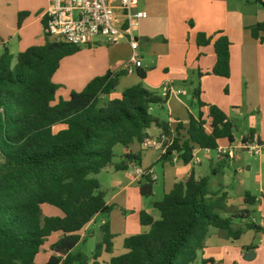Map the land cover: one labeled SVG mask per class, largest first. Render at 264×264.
Returning a JSON list of instances; mask_svg holds the SVG:
<instances>
[{
    "label": "trees",
    "instance_id": "1",
    "mask_svg": "<svg viewBox=\"0 0 264 264\" xmlns=\"http://www.w3.org/2000/svg\"><path fill=\"white\" fill-rule=\"evenodd\" d=\"M258 1L264 7V1ZM26 17L27 13H19L18 28ZM45 24L43 18V28ZM250 31L254 39L264 42V22ZM196 43L200 48L214 46L216 62L207 74L229 78L232 44L228 37L200 32ZM80 50L43 33V43L18 53L15 62L7 46L0 54V264H36L53 234L59 237L45 264H102V254L113 251L108 222L100 226L101 239L91 255L79 249L80 232L95 217L111 211L97 175L107 168L118 172L140 166V154L133 148L150 137V128H158L168 138L159 162L177 157L189 164L198 148L217 151L222 140L235 143L234 123L220 107L201 100L199 86L192 96L200 108H208L206 118L203 112L197 118L190 114L187 127L178 122L174 129L151 113L152 108L165 106L168 93L159 95L140 82L119 98L106 99L127 74L124 70L108 71L82 91L72 92L69 99L53 104L59 88L53 77L62 60ZM138 69L143 80L146 72ZM255 137L251 129L242 143H255ZM117 146L124 153L115 161ZM232 159L218 154L219 165ZM219 173L213 170L199 178L191 173L153 200L159 218L141 211L139 222L149 230L125 238L126 253L112 257L109 264H196L211 227L226 231L234 240L247 229L260 231L247 208L256 204V197L245 192L246 207L229 206L222 180L217 189L211 187L212 177ZM154 183L150 175L142 178V197L154 195ZM44 205L61 214L44 215ZM235 220L245 221L243 227L234 229ZM202 264L214 262L202 260Z\"/></svg>",
    "mask_w": 264,
    "mask_h": 264
},
{
    "label": "crops",
    "instance_id": "2",
    "mask_svg": "<svg viewBox=\"0 0 264 264\" xmlns=\"http://www.w3.org/2000/svg\"><path fill=\"white\" fill-rule=\"evenodd\" d=\"M136 8L146 11L148 15L146 19L140 22V26L136 30V39L139 44L138 51L141 53L142 62L140 69L146 72V77L143 80L140 79L138 76L139 69H135L133 73L125 74L119 80L115 91L116 94H111L106 99L119 98L125 89L142 82L151 91L155 92V90L160 89L168 93V100L165 106L154 108L164 109L168 107V122L172 128L174 129L178 122L187 127L190 114L197 118L203 112L204 118H206L208 108L199 107L198 113L195 110L193 111V109L190 111L188 104L181 96H186V99L194 104L196 100L192 94L198 82L206 89V92L208 90L212 91L214 88L219 92L224 86L229 88L232 83L230 79L235 74L237 76V69L239 68L240 85L244 84L247 92H249L248 88L252 84H257L259 87L256 97H253V105L245 107L248 116L250 115L249 118L243 111L241 112L242 106L237 105V103L233 102L227 107V102L220 101V99H213L211 97L204 99L203 93L201 94V100L204 99L203 102L220 107L228 115V118L234 123L235 127L241 123L243 134L240 139H237L234 133L235 144H241L242 139L253 129L256 131L255 143L264 146V111H262L264 104V42L254 39L250 31L251 26L264 22V7L260 2L258 0H141ZM45 11V9L41 10L36 18L26 17L18 29H15L14 23H3V27L0 29V54L2 53L3 46H7L14 56L13 62H15L18 53L36 45L37 40L40 37L43 38L42 19L44 18ZM14 22H18V16ZM200 32L208 36L225 35L230 40L232 44L230 48V69L232 75L229 78L207 74L215 65L216 54L213 44L201 48L198 47L196 38ZM16 36H18L17 42H15ZM13 42L18 44V51H14L17 49L13 48ZM105 44L107 43L101 40L89 44L87 46L89 48L87 52L88 57H86L87 62H85L84 56L75 58L76 60H73L67 66L64 78H61L59 74L62 62L68 57L77 55V53H83V51L80 50L62 60L58 71L53 77V82L65 89L64 92H60V99H69L72 92L82 91L91 80L104 76L108 71L115 73L123 70L124 65L130 60L132 54L130 44L123 40L115 44ZM144 53L152 57L150 67H144L142 61V54ZM236 56H238L237 59ZM236 62L239 65H235ZM177 82H182V85L188 86L189 90L186 91L181 87L176 88ZM121 85H124V87L120 89ZM247 102H249V97H247ZM182 132L184 133V131ZM148 134L150 137H158L161 132L158 128L152 127L148 130ZM229 144L227 140H222L219 146H227ZM133 149L140 154V167L151 168V170L154 169V164L159 162V157L162 153L160 149H143L142 145H136ZM199 150L207 154L210 152L198 148L194 153V159ZM234 158L235 156L233 160ZM209 160L210 163L207 169L203 168L202 161L199 164H195L194 160L189 164H184L177 157H174L171 161L161 162L164 170L163 195L169 193L175 183L184 181L191 173H194L199 178L210 175L213 170L216 171L215 166H218V158L217 162ZM104 171L113 173V175H119L120 173V171L116 172L112 168H107L102 172ZM154 179L157 180L155 172ZM216 179V176L212 177L213 182ZM141 180L142 178L137 177L133 170L130 181H126V185L122 183L121 178L118 176L114 180L117 182L116 186L113 187L117 190L116 197L118 198L127 192L129 186L132 184L137 183L139 188ZM224 185V190L228 193V205L235 208L246 207L244 201L245 192L241 201L236 205L234 197L227 191V185ZM127 196L129 198L128 193ZM152 201H150L148 207H144L142 210L158 219L159 212L152 207ZM258 201L259 199L256 197V204ZM255 205L248 206L247 208L251 211V208H254ZM259 210L264 215V203L259 205ZM47 212L49 215L61 214L59 210L54 211L49 209ZM140 212L138 213V219ZM223 215L226 216L227 214ZM97 217L93 220H96ZM252 220L255 221V218L252 217ZM244 223L245 221L235 220L232 227L237 229L243 227ZM89 224L80 232L81 236L82 232L90 230ZM139 225L140 228H138V233L136 234L149 230V227L142 226L140 222ZM51 237H56L57 240L59 234H53ZM127 237L129 235L125 236L124 240ZM240 238L238 240L228 238L226 231H219L211 227L205 240V248L198 254L197 260L201 258V264L204 259H210L213 260L214 264L217 262L220 264L228 258L229 264H236L237 262L241 263L242 258L244 256L246 258L249 252H253L254 254L252 259L258 258L259 254L264 253V238L261 239L258 249L245 248L247 245H244L246 243H241L239 241ZM54 242H51L50 245ZM231 249H233L234 255L227 256V251ZM49 257L43 264L47 262ZM112 257H114L113 252L111 254L103 253L100 261L102 264L103 262L109 264Z\"/></svg>",
    "mask_w": 264,
    "mask_h": 264
},
{
    "label": "rangeland",
    "instance_id": "3",
    "mask_svg": "<svg viewBox=\"0 0 264 264\" xmlns=\"http://www.w3.org/2000/svg\"><path fill=\"white\" fill-rule=\"evenodd\" d=\"M261 4V3H260ZM262 5V4H261ZM48 8V0H0V29L3 27V23H14L15 29H18L17 23L14 22L15 18L19 15V13H27L28 17L30 18H36L37 14L43 10ZM36 32V31H35ZM18 36L15 38V42H17ZM101 40L104 41L102 38H96V41ZM13 42V48L17 49L14 51H18V44ZM43 42V38L40 37L36 45H40ZM11 45V44H10ZM107 45V44H105ZM88 45L80 46L81 51L83 53H77V55H73L71 57L66 58L60 67V77L64 78L65 71L67 69V66L73 62V60H76L75 58H80V56H84L85 62L86 57H88ZM83 54V55H82ZM141 54V53H140ZM77 56V57H74ZM92 57L91 55H89ZM238 56H236L237 59ZM156 58V57H154ZM152 57L148 54L144 53L142 54V61L144 63V67H150ZM239 62V61H238ZM236 62L235 65H239V63ZM235 73V72H234ZM230 75L231 69H230ZM239 68L237 69V76L232 77L230 79L231 86L228 88L227 86L224 88L222 87L219 92L214 88V90L206 92V89L203 88L201 83L196 84V88L199 86L201 90V94L203 93L204 99H208L209 97L220 99V101L227 102V107L230 106L231 103H237V105L242 106L241 112L245 113V115L249 118L247 110H245V107L253 105V97H256L257 90L259 87L257 84H252L250 88L247 89L245 85H240V77H239ZM230 77V76H229ZM232 80V81H231ZM182 82L176 83V88L181 87L184 90H189V87L182 85ZM124 87V85H121L120 89ZM175 88V89H176ZM64 87H59L56 93L55 102L53 104H56L60 99V92H64ZM159 95L164 96L167 92L165 90H155ZM112 94H116V92H113ZM247 97H249V102H247ZM181 98L188 104V108L190 111L195 110L196 112L199 110V105L195 101L194 104L191 103L188 99H186V96H181ZM203 99V100H204ZM202 100V101H203ZM264 111V104H263V110ZM151 113L158 118L161 117L163 121L168 122L169 117V111L168 107L164 109H158V108H152ZM198 113V112H197ZM187 115V113H186ZM160 116V117H159ZM241 121V120H240ZM239 121V122H240ZM243 121V120H242ZM247 123V122H246ZM235 136L237 139H240L243 134V128L241 123L237 124L234 130ZM257 144V143H256ZM261 154L258 155H252L247 150H238L235 153L234 160L232 159L226 164H218V166H215V169H217L218 172H221L220 175H218L216 181H212L211 187L212 189H217L218 180H222V183L227 185V191L234 197L235 204L237 205L238 202L241 201L243 198V194L246 191H249L251 194L256 196L259 201L255 205L254 208H251V216L255 218V223L260 227V231L255 230H245L243 235L241 236L240 240L241 243H246L244 245H247L245 248L253 247V248H259L258 245L262 238H264V215L259 210V205L264 203V146H261ZM123 147L117 146L115 148V161H118L120 159V156L123 154ZM151 153V151H149ZM218 154L216 151H210L208 154L204 151H198L196 158L197 160H200L203 162V168H208L210 160H214L217 162ZM1 161V156H0ZM143 170L151 169V168H142ZM134 172V169H132ZM132 170L128 171H120L119 175H113V173H108L106 171L100 173L97 176L98 181L101 185V190L105 193V201L108 206L111 207V211L109 214L100 215L96 218V220H93L89 224V228L87 231L82 232V241L79 245V249L88 254L91 255L95 249V246L98 241L101 239L100 234V226L106 222L109 223L110 231L113 234V255L119 256L126 253V250L124 249V237L130 236V235H137L138 228H140L139 225V219H138V213L140 211H143L144 207H148L150 201L152 200H159L163 195V174L164 170L162 167L161 162H157L154 164L153 171L155 172V175H157V180H155L154 183V195L151 198H145L141 197L139 194V188L136 184H132L129 186V189L127 192H125L122 196L116 197L117 190L113 187L116 186L114 180L117 179L119 176L122 180V183L125 185L127 184L126 181H130ZM223 174V176H222ZM225 186V185H224ZM127 193L129 194V198L127 196ZM143 205V206H142ZM54 210L58 211L56 208L51 207L49 205H44L42 207L44 215H49L47 210ZM254 209V210H253ZM53 216V214L49 215ZM92 230V231H91ZM56 241V237H50L44 247L41 251L40 255L36 259V264H43L45 260L53 255V251L51 249V242ZM229 251V250H228ZM227 256H233L234 252L233 249H231ZM204 260H210V259H204ZM240 262V261H239ZM92 264V262H90ZM103 264H107L103 262ZM196 264H201V258H199L196 262ZM216 264H219L218 262ZM220 264H229L228 258L225 260V262ZM231 264V263H230ZM236 264H264V253L259 254L258 258H254L252 260H247L245 256L242 258L241 263Z\"/></svg>",
    "mask_w": 264,
    "mask_h": 264
},
{
    "label": "built area",
    "instance_id": "4",
    "mask_svg": "<svg viewBox=\"0 0 264 264\" xmlns=\"http://www.w3.org/2000/svg\"><path fill=\"white\" fill-rule=\"evenodd\" d=\"M141 0H48V8L44 13L46 24L43 33L51 40L63 41L75 46L89 45L96 38H102L107 44L126 41L130 44L132 54L123 70L133 73L142 66L136 30L140 22L147 18V12L137 9ZM168 138L160 134L158 137L146 138L143 149H160ZM238 150H247L252 155H260L261 147L256 143L229 144L219 146L217 154L233 158ZM195 164L200 160L193 159ZM137 177L150 175L151 169L143 170L134 166Z\"/></svg>",
    "mask_w": 264,
    "mask_h": 264
},
{
    "label": "water",
    "instance_id": "5",
    "mask_svg": "<svg viewBox=\"0 0 264 264\" xmlns=\"http://www.w3.org/2000/svg\"><path fill=\"white\" fill-rule=\"evenodd\" d=\"M254 256L253 252H249L248 255L246 256V259L250 260Z\"/></svg>",
    "mask_w": 264,
    "mask_h": 264
}]
</instances>
